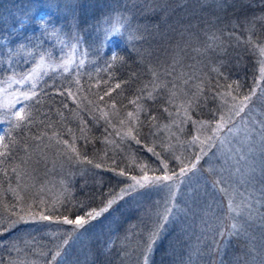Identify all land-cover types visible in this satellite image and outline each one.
Returning <instances> with one entry per match:
<instances>
[{"label": "trees", "instance_id": "16d2710c", "mask_svg": "<svg viewBox=\"0 0 264 264\" xmlns=\"http://www.w3.org/2000/svg\"><path fill=\"white\" fill-rule=\"evenodd\" d=\"M114 14L124 20L122 35L114 36L108 55L91 37ZM263 44L264 0H0V264H57L65 242L92 225L87 214L104 206L114 238L84 264H124L119 240L138 237L150 210L131 206L129 195L114 198L138 167L162 169L153 154L162 107L213 121L219 97H250L243 112L264 120ZM81 52L99 53L95 76L69 62ZM32 92L22 99L26 119L18 127L15 104ZM107 105L119 119L105 118ZM126 129L131 138L123 137ZM67 133L74 138L64 142ZM57 178L66 180L62 193L45 194V183ZM79 218L87 222H65ZM203 230L191 246H202L191 249L194 264L251 263L244 240L221 247L225 234ZM170 245L150 253L151 264H188V246L179 252Z\"/></svg>", "mask_w": 264, "mask_h": 264}, {"label": "rangeland", "instance_id": "374dc122", "mask_svg": "<svg viewBox=\"0 0 264 264\" xmlns=\"http://www.w3.org/2000/svg\"><path fill=\"white\" fill-rule=\"evenodd\" d=\"M122 20L114 14L106 18L101 26L97 25L91 39L99 47L100 43L102 44L100 52L108 48V55L112 54L110 52L114 49L113 38L116 35L110 39L108 37L116 27L123 28ZM262 49L264 44L260 48L258 58L260 69H264ZM81 53L83 54H74L69 62L79 68L82 65L86 69V75L95 76L99 70L97 60L95 61L99 53L94 56ZM47 65L53 69L57 66L56 62L51 61H47ZM59 66L65 68L63 64ZM158 86L156 91L160 89ZM160 95L163 98L165 93L161 92ZM11 98L7 100L9 103L14 101ZM219 98V108L215 117H212L215 118L213 121L190 120V115L183 107H162V120L155 127L158 140L153 141L154 146L158 147V150L153 152L154 158L156 157L162 169L159 167V172L144 173L142 168L138 167L134 175L125 178V183L120 186L114 198L120 200L129 195L127 198L131 206H143L150 210V215L143 216L149 225L143 227L145 230L141 231L138 237L119 240V244L126 248L122 253L126 256L124 264H151L149 254H159L157 250L163 246L165 250H169V244L173 249L178 248L179 252H185L184 245L188 246V264H194L196 251L191 250L194 249L191 246L195 241L200 242L203 235L199 233L204 232L203 229L211 230L208 233L215 238L225 234L222 240L220 239L221 247L231 238L244 240L247 245L243 250H247L248 255L253 253L252 257L248 256L250 264H264V120L252 116L250 112L242 111V115H236L235 105L243 99L231 100L225 96ZM4 101L6 102L5 98ZM21 104L22 99L15 104L12 114L19 111ZM101 111L105 118L119 119L120 114L111 110L110 105ZM134 111L140 110L136 107ZM125 114L131 123L135 121L133 116H129V112ZM222 119L223 124L217 129V124ZM128 134L129 130L126 129L123 137L131 138ZM66 135L61 137L64 142L68 138H74L73 133ZM194 137L199 139L194 142ZM52 141L55 142L53 139ZM154 158L153 164H157ZM182 168L185 169L183 175ZM166 175L172 179L155 180L156 177ZM56 180L53 185L45 183V194L55 196L62 193L66 180ZM106 207L96 210L100 214L91 219H95L92 225L85 230L78 229L77 233L65 242L58 251L57 264H84L93 258L101 245L112 241L114 236L110 234L115 231L107 232V228L111 230L112 226L106 227L104 223L113 221L105 215V218L101 216ZM105 219L107 221H103ZM146 230L147 233L141 238ZM129 242H133L132 246L139 251L129 250ZM200 249L202 246L196 245L194 250ZM204 255H210V251L207 250ZM220 262L221 260H218V264ZM27 264L35 263L31 260Z\"/></svg>", "mask_w": 264, "mask_h": 264}, {"label": "snow or ice", "instance_id": "6c2138e0", "mask_svg": "<svg viewBox=\"0 0 264 264\" xmlns=\"http://www.w3.org/2000/svg\"><path fill=\"white\" fill-rule=\"evenodd\" d=\"M262 51H264V49H262ZM115 59H116V57H113V60H115ZM65 70H67V68ZM262 72H264V69H262ZM116 87L119 88V85H117ZM32 96H35V93L34 92H32L31 95L28 94V93H22L20 99L28 100ZM249 99H250V97H244V99L242 101H240L237 105H235V114L236 115H239L240 112L244 111V108H245V106L247 104V101ZM17 102H19V101H17ZM15 116H16L17 121H18L17 126L19 127L20 126V123L19 122L26 119L25 110L22 108L20 111H18V112L15 113ZM129 116H132V114L129 113ZM222 124H223V119H222V121L220 123L217 124V129H219L222 126ZM3 139H4L3 137H0V142H2ZM198 139H199L198 137H194L193 138L194 142L197 141ZM73 151H75V149H73ZM149 151H152V149H149ZM4 154L5 153H0V155H4ZM193 167H195V165H193ZM184 172H185V169L182 168L181 169V175H183ZM145 179H147V178H145ZM161 179H163V180H171L172 177L166 175L164 177H156L155 178V180H157V181L158 180H161ZM109 204H111V201L109 202ZM101 211H103V210H101ZM99 214H100L99 212H96L95 210H93L92 212H89L87 214V217H88V219H92V218H94V216L99 215ZM65 222L66 223H74L78 227H80V226H83V224H85L87 222V220L84 219V218H79V219H77L75 221H70V220H67L66 219ZM233 227L235 228L236 226L233 225Z\"/></svg>", "mask_w": 264, "mask_h": 264}, {"label": "clouds", "instance_id": "9594fccd", "mask_svg": "<svg viewBox=\"0 0 264 264\" xmlns=\"http://www.w3.org/2000/svg\"><path fill=\"white\" fill-rule=\"evenodd\" d=\"M114 35H116V36H120V35H122V33H121V29H120V27H116L110 34H109V39L112 37V36H114Z\"/></svg>", "mask_w": 264, "mask_h": 264}]
</instances>
